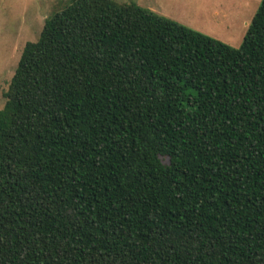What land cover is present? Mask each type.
<instances>
[{
    "label": "trees",
    "instance_id": "obj_1",
    "mask_svg": "<svg viewBox=\"0 0 264 264\" xmlns=\"http://www.w3.org/2000/svg\"><path fill=\"white\" fill-rule=\"evenodd\" d=\"M5 96L0 264H264V0L238 47L68 0Z\"/></svg>",
    "mask_w": 264,
    "mask_h": 264
},
{
    "label": "rangeland",
    "instance_id": "obj_2",
    "mask_svg": "<svg viewBox=\"0 0 264 264\" xmlns=\"http://www.w3.org/2000/svg\"><path fill=\"white\" fill-rule=\"evenodd\" d=\"M68 0H0V108L24 44ZM119 2L126 0H117ZM138 5L238 47L260 0H134Z\"/></svg>",
    "mask_w": 264,
    "mask_h": 264
}]
</instances>
